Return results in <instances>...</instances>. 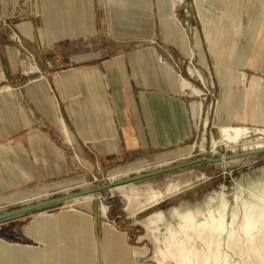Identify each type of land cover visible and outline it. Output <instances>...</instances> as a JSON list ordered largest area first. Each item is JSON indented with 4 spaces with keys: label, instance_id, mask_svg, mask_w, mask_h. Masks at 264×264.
Wrapping results in <instances>:
<instances>
[{
    "label": "crops",
    "instance_id": "crops-1",
    "mask_svg": "<svg viewBox=\"0 0 264 264\" xmlns=\"http://www.w3.org/2000/svg\"><path fill=\"white\" fill-rule=\"evenodd\" d=\"M143 6L150 12V0ZM169 16L166 0L159 16L166 37L173 30ZM149 18L148 27L116 21L112 26L151 33ZM98 20L93 0H0V208L85 181L72 176L79 171L71 148L101 171L112 172L140 167L141 159L180 154L174 149L194 137L183 77L154 45L69 52L70 43L98 31ZM18 39L38 59L35 76L20 86L15 81L25 72ZM180 40L184 43L185 35ZM232 94L229 90L226 98ZM31 112L42 116L43 126H35ZM58 213L39 211L24 227L35 217ZM24 227L20 238L47 245Z\"/></svg>",
    "mask_w": 264,
    "mask_h": 264
},
{
    "label": "rangeland",
    "instance_id": "rangeland-1",
    "mask_svg": "<svg viewBox=\"0 0 264 264\" xmlns=\"http://www.w3.org/2000/svg\"><path fill=\"white\" fill-rule=\"evenodd\" d=\"M78 1L81 2V0ZM112 1L93 0L99 16L98 31L80 42L78 40L72 41L73 43L68 45L69 52L77 54L84 50H95L99 47L103 50L105 47H112L113 50H116L117 45L120 48L132 50L138 44L140 47H145L148 44L154 45L156 52L160 53L163 61L170 64L177 72L178 78L185 77L191 84L203 89L204 94L196 98L203 103V113L209 114L210 122L206 134L208 140H210L211 133L217 135L214 121L216 120L217 107L221 104L223 112L231 123H233L232 119L235 113L236 121L233 124L264 125V95L255 88L257 78L264 79V0H168L169 18L173 27L170 37H166L159 19L160 14L163 13L166 0H150V12L145 10L143 0ZM78 11L77 9V13ZM203 11L208 15L206 20L208 25L204 22L205 20L203 21ZM147 14L151 15L149 18L151 33L119 31L112 26V22L116 21L118 24L132 23L134 26L145 27L148 25L146 22ZM195 31H197L201 41L208 66L203 64L195 45ZM181 34L185 35L184 43L180 40ZM15 44L20 50V58L26 60L25 64L22 63L23 67L20 65L21 71H27L25 76L15 81L20 86L21 83L23 84L35 76V72L28 70L34 69L33 65H37L38 59L19 39L15 41ZM38 48L43 49V45L39 44ZM189 67L200 69L206 79V84H203L202 80L195 74L190 73ZM241 71H245L247 74L243 84L239 78ZM229 90L233 93L231 100L226 98ZM190 99L189 97L188 102ZM229 106L231 111H227ZM31 113L34 117L35 126H43L44 119L42 116L34 112ZM200 129L201 126L195 129L194 137L186 145L174 149L181 151L180 154H172L171 156L163 154L151 159H141L140 167H122L112 172H109L110 169L101 171L97 164L83 160L71 148V156L76 162L77 171H79L72 176H82L85 181L75 187L55 189L53 192L34 200L12 203L0 208V211L100 185L109 180L110 173H122L124 177H127L202 155L217 157L221 153L231 154L223 147H220L215 154H211L209 151L201 152L197 147H191L193 141L198 142L200 140L202 132ZM257 151L259 152L233 163L200 162L131 182L133 188L138 190L140 195L139 198H134L130 203L119 192L102 190L92 208L84 202L68 203L63 201L33 210L0 224L3 227L0 236L9 242L37 245L29 239L19 237L24 224L39 211L59 212L50 216L52 221L48 224L44 237L47 245L34 246L38 248L33 253L35 261L21 264H176L169 257L163 258L158 251V243L152 233L154 225L151 223V220L156 219V217H149V214L162 209L166 217H169L171 206L183 200L189 202L200 200L207 191L217 188L222 183L225 184V191L231 203L234 204V179H238L245 172H248L252 178L261 173L259 167L264 165V148ZM176 155L178 156L173 158ZM202 173H205L206 177H202ZM169 179H179L182 182L190 181L193 185L159 205L145 209L149 189L151 187L163 188ZM247 182L244 179L243 189L238 192V203L241 210L243 198L248 199L249 204L251 201L258 203L259 197H264V178L249 185ZM101 201L108 206L105 217L99 215ZM73 205L81 209L82 215L87 218L86 230L83 229V225L74 226L66 223L67 220L64 218L57 219L60 214L73 218L74 214L70 212ZM110 226L118 232H123V236H119L124 245L119 247L118 244L108 243L106 229ZM49 230H53L54 233H49ZM161 231L165 232L166 230L162 227ZM192 242L196 248L204 247V242L197 237ZM228 252L232 256L231 259L238 260L240 264L250 263V259L248 262H244L240 256L231 250ZM14 262L15 259L12 256L0 250V264H14Z\"/></svg>",
    "mask_w": 264,
    "mask_h": 264
},
{
    "label": "bare ground",
    "instance_id": "bare-ground-1",
    "mask_svg": "<svg viewBox=\"0 0 264 264\" xmlns=\"http://www.w3.org/2000/svg\"><path fill=\"white\" fill-rule=\"evenodd\" d=\"M203 17V21L205 20L204 22L206 23L208 15L204 11ZM194 36L200 58L203 64L208 66L197 31L194 32ZM25 63L26 60L23 59V64ZM188 69L190 73L195 74L202 80L203 84H206V79L200 69H193L191 67ZM28 71L33 72L35 70ZM246 75L245 71L239 73L242 84L247 77ZM182 83L183 92L191 98L188 103L190 125L194 129H198L199 126L202 129L200 140L198 142L193 141L191 147H197L201 152L209 151L211 154L217 153L220 147L226 148L231 154L221 153L219 157H222L223 160L215 162L226 164L249 157L255 154L258 149L264 148V125L233 124L225 116L221 107L222 104L217 107L216 120L214 121L217 135L211 133L210 140H208L206 134L210 122L209 114L205 115L203 113V103L196 98L204 94L203 89L191 84L185 77L182 78ZM255 88L258 91L260 90L264 95L263 78H257ZM207 142H209V145H207ZM241 153H247V155L240 156ZM228 155L234 156L225 159ZM259 171L261 173L256 174L255 178H252L248 172H245L238 179H234V204L231 203L225 191V184L222 183L217 188L207 191L200 200L195 202L183 200L171 206L169 208V217H166L162 209L151 212L149 217H156V219L151 220L152 225H154L152 233L158 243V251L162 254L161 256L173 259L176 264H240L238 260L231 259L232 256L228 252L231 250L240 256L244 262H248L250 259L249 264H264V197H259L258 203H252L251 201L249 204L248 199L243 198L241 202L242 210L238 203V192H241L243 189L244 179L248 181V185L262 180L264 178V165L259 167ZM202 177H206L205 173H202ZM124 178L126 177L122 173H110L108 181L111 184L105 190L119 192L130 203L134 198H139L140 193L133 188L131 182L134 181L118 182ZM192 185L193 183L190 181L182 182L179 179H169L163 188L151 187L144 208L148 209L159 205L166 199L181 193L184 189L190 188ZM90 189L91 187L79 189L86 190V192L65 201L68 203L84 202L92 208L94 201L99 198L102 190L90 191ZM107 211V204L101 201L99 204V215L105 217ZM70 212L74 214L73 218L60 214L57 219L61 220L64 218L67 220L66 223L74 226L77 224L83 225V229L86 230L88 224L87 218L82 215L81 209L73 205L70 208ZM50 218L48 215L35 217L34 222L24 228L44 239L47 226L52 221ZM91 220L93 221L92 215ZM162 227L165 228V232L161 231ZM106 231L107 238L106 236L105 238L108 243L118 244L119 247L124 245L119 236H123V232L116 231L112 226L108 227ZM195 237L204 242V247L196 248L193 245L192 241ZM0 250L12 256L15 259L14 264H21L34 262L33 253L38 248L29 244L12 243L0 239Z\"/></svg>",
    "mask_w": 264,
    "mask_h": 264
},
{
    "label": "water",
    "instance_id": "water-1",
    "mask_svg": "<svg viewBox=\"0 0 264 264\" xmlns=\"http://www.w3.org/2000/svg\"><path fill=\"white\" fill-rule=\"evenodd\" d=\"M258 152L259 151H256L255 154ZM245 155H247V153H241L240 154V156H245ZM233 156L234 155H228L225 157V159L231 158ZM222 160H223V158L219 157V156L209 157V156L202 155V156H199L196 158L180 161V162L173 163V164H170L167 166L151 169L149 171H144L141 173L133 174L129 177H126V178L118 181V182L123 183V182H128V181H137V180H141L144 178H148V177H152L155 175H159V174L167 173V172L174 171L177 169H181L184 167H188L191 165H195V164H198L200 162L215 163V162H220ZM110 184H111V182L107 181V182L102 183L100 185L91 187L90 191L105 190ZM85 192H86V190H75V191H72L70 193H64L61 195L49 197V198L42 199L39 201L24 204V205H21V206L12 208V209L2 210V211H0V224L5 222L6 220H10L11 218H14L16 216H19V215L25 214L27 212H30V211H33L36 209H40V208H43L46 206L61 203L67 199H70L74 196L80 195V194L85 193Z\"/></svg>",
    "mask_w": 264,
    "mask_h": 264
}]
</instances>
